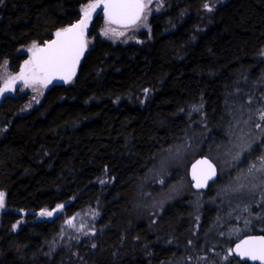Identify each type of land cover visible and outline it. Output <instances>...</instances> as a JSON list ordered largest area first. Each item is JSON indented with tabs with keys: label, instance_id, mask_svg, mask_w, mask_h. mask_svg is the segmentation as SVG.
Segmentation results:
<instances>
[{
	"label": "trees",
	"instance_id": "1",
	"mask_svg": "<svg viewBox=\"0 0 264 264\" xmlns=\"http://www.w3.org/2000/svg\"><path fill=\"white\" fill-rule=\"evenodd\" d=\"M94 1L0 0V71ZM151 1L147 25L128 31L99 10L70 81L23 79L2 95L0 264H249L228 232L254 208L235 217L228 197L194 217L184 197L156 213L144 178L186 135L202 132L207 153L246 94L264 95V0ZM58 203L72 226L91 210L73 237L55 239L61 217L22 219Z\"/></svg>",
	"mask_w": 264,
	"mask_h": 264
},
{
	"label": "rangeland",
	"instance_id": "2",
	"mask_svg": "<svg viewBox=\"0 0 264 264\" xmlns=\"http://www.w3.org/2000/svg\"><path fill=\"white\" fill-rule=\"evenodd\" d=\"M100 1L95 0L91 4H99ZM143 4L145 7H143V11L137 21L132 24L120 25L123 29L128 31L143 28L147 25V19L153 9L152 1L143 0ZM88 10H91L90 14L84 19L82 24V32L85 39H87V31L92 18L101 9L98 6ZM32 47L26 46L20 49L25 56L17 71L11 72L6 68L0 71V99L3 94L13 92L23 79L39 81L42 78L33 69L30 61V53L34 50ZM261 91L260 89L259 91L251 90L250 93H247L243 102L245 104L238 105L232 111L231 116L227 118L226 125L223 126L222 137L211 139V147L205 155L210 157L215 164L217 177L212 182L214 185L211 187L209 196L204 194L205 191L193 192L191 190L186 174L187 171L185 172L184 168H182L189 160L193 159L197 153L196 151L199 150L203 142L201 139L202 132L200 134L195 132L192 135H186L182 141L162 151L156 164L150 167L144 178L145 183H148L146 189L150 186L158 188L156 189L157 192L151 197L153 202L150 206L153 207L151 209L154 212L158 213L160 209L176 199L186 197L191 214L194 217H198L205 205L211 207L210 204L215 202L217 209H219L225 199L234 197L231 202H236L238 205L233 211V216H240V210L249 208H254L255 210L240 216L242 221L240 226L234 227L228 233L236 235L234 237L237 239L244 230L250 231L251 226H255L257 229L264 227V118H262L264 117V95H262ZM225 149L226 151H224ZM234 165H239V168ZM232 173L235 174L233 175ZM226 192V196H220ZM147 205H149V202ZM2 206L0 205V208ZM63 206L64 203H58L52 208L22 212V219L27 213L32 220H51L56 216L61 217L62 223L55 238L59 242L62 238L73 237L77 223L86 221L91 215V210L83 214H77L78 220L72 226L65 217L61 216ZM47 213H51V215ZM22 219L21 221H23ZM248 231L245 232L247 233ZM228 249L231 250V244Z\"/></svg>",
	"mask_w": 264,
	"mask_h": 264
},
{
	"label": "water",
	"instance_id": "3",
	"mask_svg": "<svg viewBox=\"0 0 264 264\" xmlns=\"http://www.w3.org/2000/svg\"><path fill=\"white\" fill-rule=\"evenodd\" d=\"M121 2V0H101L99 2V7L102 10V13L104 16L109 19L110 21L119 24V25H127L132 24L139 18L141 12L143 11V8L140 10H132L129 14H121L118 10L114 9L112 5L114 3ZM143 3V0H141ZM108 5V7H105V5ZM91 10H88V15L90 14ZM135 15V18H133V13H137ZM87 15V16H88ZM85 12L82 13L75 21L71 22L64 28H61L58 30L51 38L46 40L44 43L36 47L31 53H30V61L32 63L33 69L41 75V77L52 84L57 83H65L72 79V77L75 75L77 68L85 54L86 51V39L82 32V25L81 21L85 19ZM74 25H77L78 27L73 28ZM71 29V32H65L64 30ZM61 33V36L58 37L57 33ZM75 34H81L80 35V42L77 45V52L78 56L69 63L68 67L57 71L55 73L53 72H41L37 68V64L40 60V58L45 55V53H41L38 51V49L44 48L47 49L48 46L52 45L53 41H57L58 43H62L69 37L75 35ZM64 77V78H62ZM217 176V170L215 164L205 155H200L196 157L194 160H192L188 166V177L191 182V187L193 190H206L210 183H212ZM264 237L263 233H248L245 235H242L238 239H236L231 244V252L240 261H247L250 264H264V259H251L250 254L255 253L257 256H259L260 250L264 245L261 244V238ZM243 241H248L247 244H244ZM237 245H240L239 248H237ZM240 253H244L245 255H240Z\"/></svg>",
	"mask_w": 264,
	"mask_h": 264
},
{
	"label": "snow or ice",
	"instance_id": "4",
	"mask_svg": "<svg viewBox=\"0 0 264 264\" xmlns=\"http://www.w3.org/2000/svg\"><path fill=\"white\" fill-rule=\"evenodd\" d=\"M98 3H93L88 5V8L85 9V17L88 15V9H93L98 7ZM105 7H108L106 4ZM112 7L116 10H118L121 14H129L132 10H140L145 5L141 2V0H121V2L114 3ZM207 7V6H206ZM210 10V9H209ZM137 13H133V18H135V15ZM81 25L84 23L82 20ZM78 27L77 25H74L73 28ZM65 32H71V29L64 30ZM80 35L81 34H75L62 43H58L57 41H53L52 45L48 46L47 49L41 48L38 49L39 52L45 53L43 55L38 64L37 68L41 72H57L60 70H63L68 67L69 63L72 62L77 56V45L80 42ZM57 36L60 37L61 33H57ZM35 47V45H33ZM27 63V62H26ZM64 78V77H62ZM264 118V117H262ZM3 197L4 194L0 193V205L3 203ZM48 215H51V213H47ZM69 224H71V221H69ZM244 244H247L248 241H243ZM261 244L264 245V237L261 238ZM240 245H237V248H239ZM231 251V250H230ZM240 255H245L244 253H240ZM251 259H264V247L261 248L259 256H257L255 253L250 254Z\"/></svg>",
	"mask_w": 264,
	"mask_h": 264
},
{
	"label": "flooded vegetation",
	"instance_id": "5",
	"mask_svg": "<svg viewBox=\"0 0 264 264\" xmlns=\"http://www.w3.org/2000/svg\"><path fill=\"white\" fill-rule=\"evenodd\" d=\"M200 155H205V153H204V152H200V153L197 152V156L195 155L194 158H193L192 160H194L195 157H198V156H200ZM205 156H207V155H205ZM207 157H208V156H207ZM192 160H191V161H192ZM191 161H190V162H191ZM190 162H189L188 165H187V169H188V166H189ZM216 170H217V169H216ZM187 174H188V170H187ZM187 176H188V175H187ZM216 177H217V176H216ZM188 180H189V178H188ZM215 180H216V179H215ZM215 180H214V181H215ZM214 181H213V182H214ZM189 182H190V180H189ZM210 184H211V183H210ZM210 184H209V185H210ZM190 186H191V182H190ZM204 191H206V190H204ZM204 191H203V192H204ZM250 233H251V232H250ZM248 263H249V262H248ZM249 264H250V263H249ZM255 264H257V263H255Z\"/></svg>",
	"mask_w": 264,
	"mask_h": 264
},
{
	"label": "bare ground",
	"instance_id": "6",
	"mask_svg": "<svg viewBox=\"0 0 264 264\" xmlns=\"http://www.w3.org/2000/svg\"><path fill=\"white\" fill-rule=\"evenodd\" d=\"M257 143H259V142H257ZM256 146H257V145H256ZM261 147H262V146H261ZM261 147H260V148H261ZM253 148H255V147H253ZM258 148H259V147H258ZM251 150H252V149H251ZM254 150H255V149H254ZM256 150H257V149H256ZM200 151H201V150H200ZM203 151H204V150H203ZM205 151H206V150H205ZM224 151H226V149H225ZM224 151H223V152H224ZM204 153H205V152H204ZM250 153H251V152H250ZM195 155L197 156V153H196ZM253 157H254V156H253ZM193 158H194V157H193ZM195 158H196V157H195ZM209 158H210V157H209ZM245 158H246V157H245ZM245 158H244V160H245ZM247 159H248V158H247ZM247 159H246V160H247ZM251 159H253V158L251 157ZM244 160H243V161H244ZM255 160H257V159H255ZM244 164H245V163H244ZM242 166H243V165H242ZM186 169H187V166H186ZM233 169H234V168H233ZM187 170H188V169H187ZM187 170H186V171H187ZM244 170H245V169H244ZM237 171H238V170H237ZM239 171H240V170H239ZM186 174H187V173H186ZM232 174H233V173H232ZM234 174H235V173H234ZM234 174H233V175H234ZM187 175H188V174H187ZM188 178H189V177H188ZM229 183H230V182H229ZM229 183H228V184H229ZM230 184H231V183H230Z\"/></svg>",
	"mask_w": 264,
	"mask_h": 264
}]
</instances>
